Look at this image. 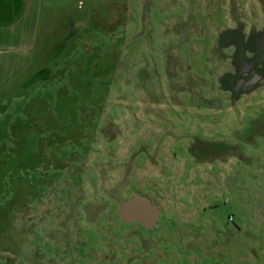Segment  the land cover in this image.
I'll list each match as a JSON object with an SVG mask.
<instances>
[{"label":"rangeland","instance_id":"374dc122","mask_svg":"<svg viewBox=\"0 0 264 264\" xmlns=\"http://www.w3.org/2000/svg\"><path fill=\"white\" fill-rule=\"evenodd\" d=\"M69 7L0 89V264H264V0Z\"/></svg>","mask_w":264,"mask_h":264},{"label":"crops","instance_id":"0c3cea01","mask_svg":"<svg viewBox=\"0 0 264 264\" xmlns=\"http://www.w3.org/2000/svg\"><path fill=\"white\" fill-rule=\"evenodd\" d=\"M69 4L70 0H0V89L30 67L29 47L37 43L40 30L77 28ZM232 67L235 70L227 74L237 72L234 60Z\"/></svg>","mask_w":264,"mask_h":264},{"label":"water","instance_id":"95a60500","mask_svg":"<svg viewBox=\"0 0 264 264\" xmlns=\"http://www.w3.org/2000/svg\"><path fill=\"white\" fill-rule=\"evenodd\" d=\"M161 208L143 193H135L119 201L118 215L125 222L139 221L147 228H154Z\"/></svg>","mask_w":264,"mask_h":264},{"label":"flooded vegetation","instance_id":"af4514ba","mask_svg":"<svg viewBox=\"0 0 264 264\" xmlns=\"http://www.w3.org/2000/svg\"><path fill=\"white\" fill-rule=\"evenodd\" d=\"M258 76V75H257ZM257 76H255L254 78H257Z\"/></svg>","mask_w":264,"mask_h":264}]
</instances>
